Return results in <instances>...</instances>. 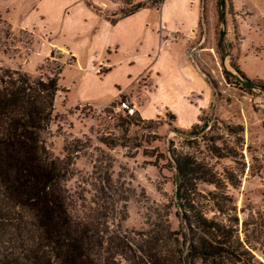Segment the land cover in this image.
<instances>
[{
	"label": "rangeland",
	"instance_id": "obj_1",
	"mask_svg": "<svg viewBox=\"0 0 264 264\" xmlns=\"http://www.w3.org/2000/svg\"><path fill=\"white\" fill-rule=\"evenodd\" d=\"M103 1L95 0L97 5ZM115 1V13L103 12L115 19L138 6L151 11L136 17L134 24L141 30L125 48L130 51L110 54L106 33L97 36L95 24L86 28L92 12L83 0H0V68L44 78L64 65L44 143L54 158H65L66 145L73 152L65 182L72 213L93 216L102 229L106 223L111 231L120 230L134 249L152 240L156 249L164 248L163 255L182 250L174 161L186 157L195 166L192 183L200 209L207 218L236 229L253 262L264 264V94L242 87L221 65L226 52L229 69L235 71L234 64L254 84L264 83V0H224L225 36L220 44L218 0H194L191 12L189 0L167 1L165 28L156 14L163 0ZM197 7L199 22L187 50H197L196 64L213 85L204 79L198 84L200 99L190 100L207 108L213 94L201 122L191 130L196 109L185 105L184 88L176 86L178 79H185L170 73L175 90L167 87L168 93H159L143 107V116L153 119L143 120L136 112L132 117L138 115L140 121L127 124L126 115L112 112L118 99L112 100L131 89L134 101L141 102L149 84L142 71L153 62L156 34L176 41L187 35ZM22 26L28 30L14 29ZM51 45L64 51L51 50L46 57ZM103 60L111 71L98 75ZM177 91L180 100L175 102L169 96ZM166 107L177 111L176 125L164 113ZM108 176L111 183L104 188L101 182Z\"/></svg>",
	"mask_w": 264,
	"mask_h": 264
},
{
	"label": "trees",
	"instance_id": "obj_2",
	"mask_svg": "<svg viewBox=\"0 0 264 264\" xmlns=\"http://www.w3.org/2000/svg\"><path fill=\"white\" fill-rule=\"evenodd\" d=\"M83 1L98 12L89 1ZM141 9L145 7L122 12L111 23ZM63 67L55 66L44 78L0 68V264H255L238 231L207 218L200 209L192 183L195 166L186 157L171 160L183 224L182 250H167L163 255L164 248L156 249L157 242L153 244L152 240L134 249L130 238L120 230L111 231L106 223L102 229L93 216L82 218L72 213L65 182L73 152L66 145L65 158H54L44 143ZM232 68L246 78L237 66L233 64ZM256 85L264 89V83ZM167 113L175 122V117ZM124 119L132 124L140 118ZM101 183L105 188L111 183L110 176Z\"/></svg>",
	"mask_w": 264,
	"mask_h": 264
},
{
	"label": "crops",
	"instance_id": "obj_3",
	"mask_svg": "<svg viewBox=\"0 0 264 264\" xmlns=\"http://www.w3.org/2000/svg\"><path fill=\"white\" fill-rule=\"evenodd\" d=\"M169 0H163V3L161 4L158 12L156 13L159 17V25L160 28L166 27V19L163 15L164 9L166 7V3ZM91 4L97 9H102L99 12H95L93 9L89 8L90 12L88 13L89 18H91V24L87 25L86 28L90 29L93 28L94 24L98 26L97 28V36L100 35V32H105L106 36L108 38V51L111 54V52H129L130 50H125L126 47L131 46L133 42L137 38V31L138 28L141 30L140 25L134 24V21H136V17H138L142 13L150 12L151 9L145 8L141 9L132 15L119 19L115 23H111V19H115L110 17L109 15L103 13L104 11H110L112 13H115V11L118 9V3H116L115 0H104L100 4H96L95 0H90ZM194 0H189L188 5L190 12L194 6ZM199 11L197 7V12L195 15V18L193 21H189L188 25V34L185 36H178V40L174 43L170 44L167 48L159 50V44L161 43V33H157V51L153 55V62L142 71V76L147 75L148 76V86L144 87L146 90H144L143 98L141 99V102L138 104L134 100V97L132 96V90L128 89L124 92L119 93L116 95V97L112 100H116L120 95H125L127 98L136 106L137 113L139 116L146 121H151L153 117H144L143 116V107L146 104L150 105L151 101H154L159 93H168L166 88H173L175 90V84H172L171 81L168 79V74L174 73V79L183 77L185 80H190L189 82H186L185 80L178 79V82H176V86L179 88H184V94L182 95V101L185 103V105L189 109H196L195 113V121L192 124V126L198 124L200 122L201 114L206 111L209 106L211 105L212 99L209 102V105L207 108H198L196 106V103L194 99H200L199 93H200V87H198V84L203 82L205 76L200 72L195 58L193 60L187 58L186 52H187V46L189 44V41L191 40L192 35H194V31L196 30V27L199 22ZM109 17L110 19H108ZM142 27V26H141ZM14 29H21V30H28L26 27H19ZM174 45L176 48H172L171 46ZM51 50L53 51H64L61 48H53L51 45L50 50L48 51L46 57L50 54ZM144 58L149 59L150 53L146 52L144 54ZM100 68L103 67V69H99L98 75L101 74H108L111 71V67H109L108 61H100ZM106 69L105 71H103ZM164 78H166L164 80ZM137 81V80H136ZM160 91V92H159ZM66 93V92H65ZM169 97L173 98L175 102L177 100H180L179 92L177 91V94L174 93L170 95ZM111 101V102H112ZM90 105V104H87ZM92 106V105H90ZM107 106V105H106ZM94 109L100 110L101 108H96L92 106ZM193 107V108H192ZM103 108V107H102ZM171 110V111H170ZM169 112L174 117L175 115L173 113H177L175 109H170L166 107L164 109V113ZM160 115H155L161 116ZM155 118V117H154ZM178 121V120H177ZM175 125H176V117H175ZM191 126V127H192ZM176 127V126H175ZM178 129V128H177Z\"/></svg>",
	"mask_w": 264,
	"mask_h": 264
},
{
	"label": "water",
	"instance_id": "obj_4",
	"mask_svg": "<svg viewBox=\"0 0 264 264\" xmlns=\"http://www.w3.org/2000/svg\"><path fill=\"white\" fill-rule=\"evenodd\" d=\"M224 7H225L224 0H218V18H219V25H220V40H219V44H220V42H222V40H223V38L225 36V33H224V29H225ZM226 58H227V53L225 52L224 55L221 57V65H222V68H223L224 72L227 75L232 77L238 84H240L245 89L252 90V91H257L259 93L264 94V89L263 88H260L259 86L254 84L248 78L240 76L236 71H233V70L229 69L226 66V62H225Z\"/></svg>",
	"mask_w": 264,
	"mask_h": 264
},
{
	"label": "built area",
	"instance_id": "obj_5",
	"mask_svg": "<svg viewBox=\"0 0 264 264\" xmlns=\"http://www.w3.org/2000/svg\"><path fill=\"white\" fill-rule=\"evenodd\" d=\"M176 38L170 35H167L161 40L159 45V50L167 48L170 44L174 43ZM197 50L195 48H190L186 52L187 58L193 60L195 58ZM118 102L112 107V112L114 114L123 113L126 116L132 117L137 112L136 106L127 98L125 95H120Z\"/></svg>",
	"mask_w": 264,
	"mask_h": 264
}]
</instances>
